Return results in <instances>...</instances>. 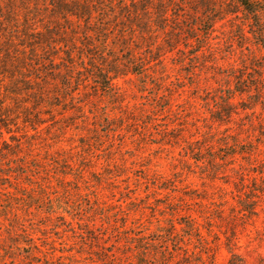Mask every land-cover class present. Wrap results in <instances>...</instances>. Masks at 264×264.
<instances>
[{"label":"rangeland","instance_id":"374dc122","mask_svg":"<svg viewBox=\"0 0 264 264\" xmlns=\"http://www.w3.org/2000/svg\"><path fill=\"white\" fill-rule=\"evenodd\" d=\"M240 17L213 32L191 18L127 48L116 30L106 46L88 35L100 61L142 54L109 83L79 32L71 89L27 103L29 122L20 111L0 141V264H264L262 106L237 95L230 125L212 119L241 88L231 75L264 78L245 68L264 56ZM238 148L254 153L227 157Z\"/></svg>","mask_w":264,"mask_h":264},{"label":"trees","instance_id":"16d2710c","mask_svg":"<svg viewBox=\"0 0 264 264\" xmlns=\"http://www.w3.org/2000/svg\"><path fill=\"white\" fill-rule=\"evenodd\" d=\"M238 17L243 20L240 27L245 30L243 39L254 41L264 56V0H0V141L4 133L10 134L12 127L17 126L20 111L25 113L24 122H29L31 110L27 103H33V109L37 110L61 98L59 89H71V76L78 71L72 50L77 51L79 45L87 51L83 61L92 62L90 66L95 68L98 79L106 83L126 77L131 73L130 67H145L139 60L142 54L134 49L128 50L131 55L125 64L123 59L100 61L93 53L88 35L100 36L101 44L106 46L110 39L106 35L116 30L120 35L115 39L119 38L122 47L127 48L130 45L125 42L129 38L152 37L155 31L167 32L176 24H189L191 18L198 27L208 24V31L213 32L218 23ZM97 18H103L102 22H94ZM79 32L85 33L86 39L78 45L74 39L81 36ZM61 46L68 48L67 60L58 58L57 47ZM261 63L258 66L252 60L245 68L260 69L264 76V57ZM248 76L244 73L239 78L230 76L241 88L221 96L222 101L213 112L214 123L227 126L239 115L233 103L237 95L250 97L252 108L245 110L254 114L255 107L261 105L264 112V78L259 74L251 85ZM258 127L264 141V117L258 118ZM257 143L263 145L261 141ZM253 153L238 148L227 157L235 159L237 155Z\"/></svg>","mask_w":264,"mask_h":264}]
</instances>
